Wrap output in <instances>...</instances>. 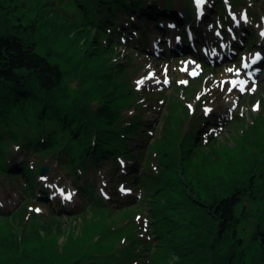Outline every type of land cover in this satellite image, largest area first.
<instances>
[{"label":"trees","instance_id":"1","mask_svg":"<svg viewBox=\"0 0 264 264\" xmlns=\"http://www.w3.org/2000/svg\"><path fill=\"white\" fill-rule=\"evenodd\" d=\"M1 2L0 119L4 123L11 119L16 128L8 122L2 127L10 138L23 141L20 146L0 147V175L20 180L18 186L26 191L14 214H26L28 203L36 197L43 164L27 162L35 154L56 157L68 167L77 186L88 194V202L75 210V217L83 220L87 213L92 217L84 224L81 240L73 246L67 242L65 251L53 246L56 230L51 224L58 220L57 213L31 210L22 222L16 219L18 223L11 217L16 227L0 239V264H264L262 115L248 130L254 135L251 146L242 140L230 151L215 148L218 142L201 137L200 126L192 124L185 99L178 95L168 103L172 112L164 114L160 127L144 120L149 98L141 100L146 93L131 90L122 69L109 60L111 41L127 34L121 14L139 34L126 36L138 47L147 41L146 24L158 29L164 18L185 33L186 20L175 11L172 0H165L164 6L155 0H66L58 5L47 0ZM67 4L71 6L68 13ZM59 7L65 13H59ZM187 13L196 19L192 7ZM142 21L144 27L137 26ZM59 57L78 71L89 63L100 66L97 72L80 77L82 89L72 101L66 94L65 71L54 59ZM128 108L132 109L126 113ZM199 118L204 123V117ZM183 120L189 122L187 132H181ZM154 132V137L159 136L150 144ZM0 137L4 139L5 134ZM200 141L215 142L207 149ZM17 148L25 151L24 161L12 160ZM238 150L241 154L233 156ZM155 157L158 171L150 169ZM108 161L112 176L136 188L138 183L145 185L146 190L125 201L133 207L115 211L103 196L94 194L87 176L91 171L98 173ZM40 197L49 200L43 193ZM249 201L257 207L251 213L253 230L245 241L240 224L249 214L240 216L237 209ZM2 212L0 208V215L6 216ZM99 212L102 219H95ZM111 212L112 219L123 221L108 226ZM141 212L144 219L133 217Z\"/></svg>","mask_w":264,"mask_h":264},{"label":"rangeland","instance_id":"2","mask_svg":"<svg viewBox=\"0 0 264 264\" xmlns=\"http://www.w3.org/2000/svg\"><path fill=\"white\" fill-rule=\"evenodd\" d=\"M33 1L35 0H31ZM58 1L65 3L66 0H47V3L58 5ZM150 1L145 0L146 3ZM155 1L160 6L165 5V0ZM11 2L12 0H2L1 3L10 4ZM194 2L195 0H172L173 8L184 19L188 17V7L193 6L196 11L195 21L186 22L188 37L184 39L182 46L176 45L175 48L172 43L182 31L175 26L174 21L167 18L161 19L158 22V29L152 23L146 24L145 40L147 41L138 47L126 36L129 32L135 37H139V34L127 24L125 15L121 14L119 20L127 27V34L125 36L120 34L118 39L111 41L112 52L109 53V60H113L122 69L124 79L131 90L135 92L143 90L146 93L141 100L149 98V110L143 113L144 120H152L160 127L164 114L172 112L168 103L172 100V96L178 95L185 99L184 109L189 113L192 124L200 126L201 137L204 140L213 137L218 142L213 147L222 150L226 147V150L230 151L234 149V143L239 141L240 146L242 140L247 141L248 146H251V139H254V135H250L248 130L261 115V119L264 118V59L258 63V66L251 63L256 52L264 53V0H235V3L233 0H205L199 9L194 6ZM67 9H71L68 4L65 11ZM57 10L60 11L59 13H65L61 7ZM251 13H254V16ZM169 22H172L171 27H169ZM144 25V21L137 24L141 27ZM51 33L52 31L49 30L50 36ZM164 42L171 50L164 48ZM43 50H45L44 47ZM54 59L60 62L65 71L64 80L68 86L66 92L69 96L68 101H72L79 93L80 77L95 73L100 69V66L89 63L78 71L73 63L62 57ZM242 59L251 63L248 68L242 67ZM228 69L233 71L229 72ZM247 73H250V76H247ZM138 81H143V83L138 84ZM232 81H243L244 83H237L233 87ZM229 88H232V91H228ZM241 88L244 91H241ZM133 97V99L136 98V96ZM206 108L211 110L207 115L204 113ZM131 109H126V113ZM200 116L204 117V123H200ZM7 122L11 128H16L11 119ZM7 122L4 123L0 119V131H3L0 136L5 134L4 139L0 137V147L22 145L23 141H16L19 138H10V133L2 127ZM180 126L182 127L181 132H187L189 122L183 120ZM154 135L155 132L149 138L150 144L157 142L153 140L156 136L158 138L159 134L155 137ZM200 142L208 149L212 141ZM134 143L135 141L131 142L133 154L136 153ZM221 144L222 147H220ZM151 151L157 152L156 149ZM240 154L241 151L238 150L233 156ZM13 155L12 160L19 162L24 161L26 157L25 151L19 148ZM221 155L222 153L218 154V163L222 161ZM35 161L43 165L48 164L50 171L45 175L37 176L40 184L36 189V197L27 205L26 214L23 212L14 214L26 198L24 194L22 195L26 191H22L18 186V182L21 183V181L6 179L5 176L0 175V208L3 210L2 214L7 215H0V239L7 238L8 231L16 227L13 221L17 222L16 219H20L22 222L24 215H28L29 211L40 209L39 213L42 215L57 213L58 220L51 224L56 230L53 246L57 245L59 250L65 251L67 242H71L70 245L73 246L76 241L81 240L79 238L83 237L84 224L91 220L92 213H87V218L83 220L75 217V210L88 202V194L77 186L68 167L58 163L56 157L42 158L33 154L27 162L32 166ZM119 161H121L120 158ZM157 161L156 157L151 160L154 164L150 167L152 171H158ZM111 165L112 162L108 161L100 169L101 172H89L87 177L90 183L94 184V194L103 196L106 204L111 205L115 211L131 208L133 205L126 204L125 201L131 196H137L140 191L146 190V187L138 183V188H136L131 186L130 182L121 180L120 177L112 176ZM78 171L83 177L82 172ZM42 193L47 195L49 200L44 201L40 197ZM65 196L71 198L65 200ZM256 207L254 202L249 201L237 209L240 216L249 214L247 218L242 217L240 224L244 230L245 241L249 239V234L253 230L251 213ZM143 214L141 212L133 217L144 219ZM73 215L75 220L72 219ZM111 216L112 212L106 219L108 226L120 224V221H123V219L114 220ZM120 216L124 217L123 214ZM102 217L103 214L99 212L96 213L95 219H102ZM50 237L53 236L50 235ZM91 249L93 248L87 250Z\"/></svg>","mask_w":264,"mask_h":264},{"label":"snow or ice","instance_id":"3","mask_svg":"<svg viewBox=\"0 0 264 264\" xmlns=\"http://www.w3.org/2000/svg\"><path fill=\"white\" fill-rule=\"evenodd\" d=\"M196 3H197V6H199V4L202 3V0H196ZM243 66H244V67H247L248 65L245 64V65H243ZM228 71L231 72V71H233V70H232V69H228ZM137 83H138V84H139V83H143V81H138ZM165 83H167V81H165ZM231 83L233 84V87H235V85H236L237 83H239V84H243L244 82H243V81H232ZM240 90H241V91H244L243 88H241ZM253 90H254V89H253ZM228 91H232V88H229ZM197 99H199V97H197ZM189 108L191 109V106H189ZM210 111H211L210 109H207V108H206V109L204 110L205 115H207ZM122 190H123V189H122ZM70 198H71L70 196H65V197H64L65 200L70 199ZM36 211L39 212L40 209H36ZM137 219H139V217H137Z\"/></svg>","mask_w":264,"mask_h":264},{"label":"water","instance_id":"4","mask_svg":"<svg viewBox=\"0 0 264 264\" xmlns=\"http://www.w3.org/2000/svg\"><path fill=\"white\" fill-rule=\"evenodd\" d=\"M49 171H50V166L49 165H43V166H41V172L40 173L42 175L47 174Z\"/></svg>","mask_w":264,"mask_h":264},{"label":"bare ground","instance_id":"5","mask_svg":"<svg viewBox=\"0 0 264 264\" xmlns=\"http://www.w3.org/2000/svg\"><path fill=\"white\" fill-rule=\"evenodd\" d=\"M114 55H116V54H114ZM7 216V215H6Z\"/></svg>","mask_w":264,"mask_h":264}]
</instances>
